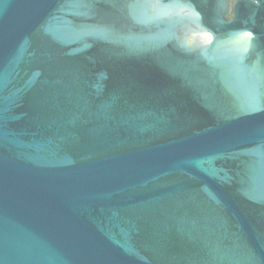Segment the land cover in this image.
Instances as JSON below:
<instances>
[{
	"label": "water",
	"instance_id": "water-1",
	"mask_svg": "<svg viewBox=\"0 0 264 264\" xmlns=\"http://www.w3.org/2000/svg\"><path fill=\"white\" fill-rule=\"evenodd\" d=\"M204 2L0 0V264H264V0Z\"/></svg>",
	"mask_w": 264,
	"mask_h": 264
},
{
	"label": "flooded vegetation",
	"instance_id": "flooded-vegetation-1",
	"mask_svg": "<svg viewBox=\"0 0 264 264\" xmlns=\"http://www.w3.org/2000/svg\"><path fill=\"white\" fill-rule=\"evenodd\" d=\"M245 0H205L203 4H200L201 6L209 5L212 8H217V9H230V14L228 16V19L233 18V12L234 8L239 5L241 2H244ZM255 1V0H252ZM193 40H199L198 36L196 34L191 35Z\"/></svg>",
	"mask_w": 264,
	"mask_h": 264
}]
</instances>
